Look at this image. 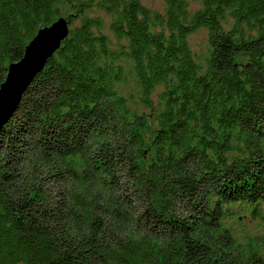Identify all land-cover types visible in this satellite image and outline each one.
Wrapping results in <instances>:
<instances>
[{
  "label": "trees",
  "instance_id": "obj_1",
  "mask_svg": "<svg viewBox=\"0 0 264 264\" xmlns=\"http://www.w3.org/2000/svg\"><path fill=\"white\" fill-rule=\"evenodd\" d=\"M163 2L0 0V85L69 20L0 129V264H264V0Z\"/></svg>",
  "mask_w": 264,
  "mask_h": 264
},
{
  "label": "water",
  "instance_id": "obj_2",
  "mask_svg": "<svg viewBox=\"0 0 264 264\" xmlns=\"http://www.w3.org/2000/svg\"><path fill=\"white\" fill-rule=\"evenodd\" d=\"M69 20L59 18L41 28L24 49L23 57L8 66L0 85V129L16 112L21 97L35 76L43 69L69 32Z\"/></svg>",
  "mask_w": 264,
  "mask_h": 264
},
{
  "label": "rangeland",
  "instance_id": "obj_3",
  "mask_svg": "<svg viewBox=\"0 0 264 264\" xmlns=\"http://www.w3.org/2000/svg\"><path fill=\"white\" fill-rule=\"evenodd\" d=\"M141 2L143 4H145L146 6H148L151 9L154 10H158L161 11L164 7V2L163 0H141ZM198 7V5L194 2L190 3V7ZM99 14V12H97ZM188 42L191 46V50L195 52V54H197V58H198V54L200 55V53L205 49L206 46V42H207V35H206V31L205 29H199L197 31H195L194 33H192V35H190ZM128 84L126 86L123 87V90L126 92H129L130 90H132V88L134 87V82L132 81V79L130 77L127 78ZM160 88L155 90V93L152 95V98L155 100L156 99V94L159 93ZM136 91L134 92V104H135V100L137 98L136 95ZM137 106L139 107L140 110H145L140 104H138V102L136 103Z\"/></svg>",
  "mask_w": 264,
  "mask_h": 264
}]
</instances>
